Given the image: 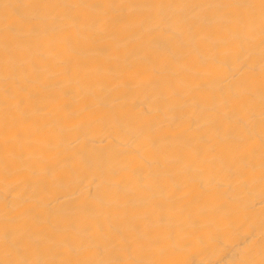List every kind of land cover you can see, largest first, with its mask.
Wrapping results in <instances>:
<instances>
[{
  "label": "bare ground",
  "instance_id": "obj_1",
  "mask_svg": "<svg viewBox=\"0 0 264 264\" xmlns=\"http://www.w3.org/2000/svg\"><path fill=\"white\" fill-rule=\"evenodd\" d=\"M0 264H264V0H0Z\"/></svg>",
  "mask_w": 264,
  "mask_h": 264
}]
</instances>
